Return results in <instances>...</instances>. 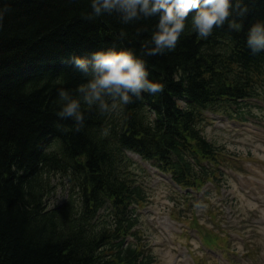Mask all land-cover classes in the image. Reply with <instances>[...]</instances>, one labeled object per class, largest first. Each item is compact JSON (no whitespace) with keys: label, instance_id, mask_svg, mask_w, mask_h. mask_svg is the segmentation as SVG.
Returning <instances> with one entry per match:
<instances>
[{"label":"trees","instance_id":"1","mask_svg":"<svg viewBox=\"0 0 264 264\" xmlns=\"http://www.w3.org/2000/svg\"><path fill=\"white\" fill-rule=\"evenodd\" d=\"M249 7L240 32L225 24L200 38L187 22L174 50L147 58L162 93L111 113L85 105L77 129L57 115L58 90L83 80L72 57L117 43L121 31L139 50L156 18L140 22L149 30L138 33L114 15L86 19L89 0H0V264L153 263L138 228L136 242L126 241L139 223L132 204L144 194L124 148L161 161L181 184L191 174L183 146L216 157L217 143L200 134L201 109L229 112L249 94L264 100V53L245 43L264 0ZM59 188L66 198L57 200Z\"/></svg>","mask_w":264,"mask_h":264},{"label":"clouds","instance_id":"2","mask_svg":"<svg viewBox=\"0 0 264 264\" xmlns=\"http://www.w3.org/2000/svg\"><path fill=\"white\" fill-rule=\"evenodd\" d=\"M250 0H89L91 11L85 17L117 16L123 25H136L137 32L148 31L140 22L156 18L151 35L139 50L129 46L126 31L118 42L90 53L74 55L72 65L83 80L75 88H60L58 117L71 120L77 129L85 123L84 106L111 113L145 93H162L165 83L151 78L148 57L174 50L187 22L200 38L227 24L234 32L244 30ZM245 43L253 54L264 53V15H257L245 31Z\"/></svg>","mask_w":264,"mask_h":264},{"label":"rangeland","instance_id":"3","mask_svg":"<svg viewBox=\"0 0 264 264\" xmlns=\"http://www.w3.org/2000/svg\"><path fill=\"white\" fill-rule=\"evenodd\" d=\"M249 124H253V126ZM204 132L208 137L217 138L219 144L226 147V155L221 160L223 168L226 169L225 173H229L226 174L227 183L223 185H217L213 181L208 182L202 188L206 193L204 197H196V191L195 193L189 191L191 193L186 195L184 191L170 184L167 179H159V175L154 174L150 168L148 171V163H143L146 172L142 174L148 182L149 201H151L147 205L148 208H144L147 212H144L141 217L143 226L147 228L144 237L149 241L159 264L174 262L176 259L178 260L177 264H187L182 260V256L191 255L193 250L202 254L207 260L206 263L219 264L218 261L200 251L199 242L193 241L194 245L192 246L189 243L192 240L191 236L197 232L196 229L218 228L217 230L221 234L228 232L229 230L219 229L218 223L224 227L225 220L223 221V219L229 217V210L224 206L231 205V193L235 192L236 194L242 189L247 190V188L256 189L258 188L257 182L260 178H264V126L253 122H247L243 126L226 124V122L222 124L217 122L216 118H211L207 119ZM135 160L141 162L137 157ZM227 165L233 166L228 167ZM236 169L239 171L234 172ZM255 201L251 200L248 193H243L232 204L234 209L237 205L242 206L240 210L242 215L234 217L228 227L234 231L233 226H235L242 229L243 233L247 232L245 235L247 252L251 250V254L248 252L243 255V260H240L238 256L235 257L238 264L245 262L264 264V207H261L262 211L258 215L254 209L257 207V200ZM257 204L260 205V202ZM172 218L185 224L182 225L183 227H178L177 224L171 225ZM162 220L166 221L163 223L165 227L158 226ZM250 220H254L250 225L256 226V239L249 233L251 231ZM165 228L166 230H164ZM245 242H239V248L244 249ZM234 246L235 242L232 243V247ZM241 249L238 250L244 253L245 250Z\"/></svg>","mask_w":264,"mask_h":264},{"label":"bare ground","instance_id":"4","mask_svg":"<svg viewBox=\"0 0 264 264\" xmlns=\"http://www.w3.org/2000/svg\"><path fill=\"white\" fill-rule=\"evenodd\" d=\"M259 58H260V56L258 55V56L255 57V60H258Z\"/></svg>","mask_w":264,"mask_h":264}]
</instances>
